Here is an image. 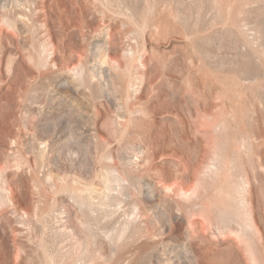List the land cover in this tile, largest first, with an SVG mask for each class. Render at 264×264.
I'll use <instances>...</instances> for the list:
<instances>
[{
  "label": "rangeland",
  "instance_id": "1",
  "mask_svg": "<svg viewBox=\"0 0 264 264\" xmlns=\"http://www.w3.org/2000/svg\"><path fill=\"white\" fill-rule=\"evenodd\" d=\"M0 264H264V0H0Z\"/></svg>",
  "mask_w": 264,
  "mask_h": 264
},
{
  "label": "bare ground",
  "instance_id": "2",
  "mask_svg": "<svg viewBox=\"0 0 264 264\" xmlns=\"http://www.w3.org/2000/svg\"><path fill=\"white\" fill-rule=\"evenodd\" d=\"M174 193V192H173Z\"/></svg>",
  "mask_w": 264,
  "mask_h": 264
}]
</instances>
